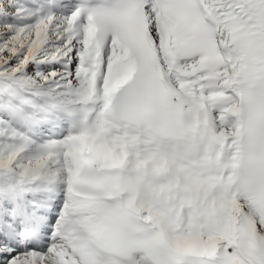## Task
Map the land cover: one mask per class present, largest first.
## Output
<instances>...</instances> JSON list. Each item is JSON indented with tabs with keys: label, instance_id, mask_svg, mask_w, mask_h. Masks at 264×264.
Segmentation results:
<instances>
[{
	"label": "snow or ice",
	"instance_id": "1",
	"mask_svg": "<svg viewBox=\"0 0 264 264\" xmlns=\"http://www.w3.org/2000/svg\"><path fill=\"white\" fill-rule=\"evenodd\" d=\"M0 264H264V0H0Z\"/></svg>",
	"mask_w": 264,
	"mask_h": 264
}]
</instances>
